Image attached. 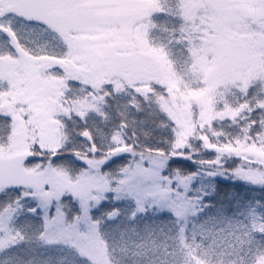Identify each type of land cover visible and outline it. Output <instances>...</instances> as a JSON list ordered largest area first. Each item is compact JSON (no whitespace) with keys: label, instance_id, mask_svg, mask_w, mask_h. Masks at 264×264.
Listing matches in <instances>:
<instances>
[{"label":"snow or ice","instance_id":"obj_1","mask_svg":"<svg viewBox=\"0 0 264 264\" xmlns=\"http://www.w3.org/2000/svg\"><path fill=\"white\" fill-rule=\"evenodd\" d=\"M0 264H264V0H0Z\"/></svg>","mask_w":264,"mask_h":264},{"label":"trees","instance_id":"obj_2","mask_svg":"<svg viewBox=\"0 0 264 264\" xmlns=\"http://www.w3.org/2000/svg\"><path fill=\"white\" fill-rule=\"evenodd\" d=\"M195 166H193V169H194Z\"/></svg>","mask_w":264,"mask_h":264}]
</instances>
